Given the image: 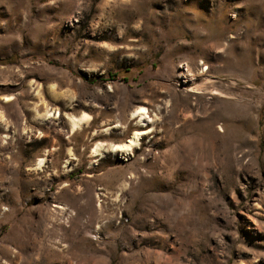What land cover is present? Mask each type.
Wrapping results in <instances>:
<instances>
[{
    "label": "rangeland",
    "instance_id": "374dc122",
    "mask_svg": "<svg viewBox=\"0 0 264 264\" xmlns=\"http://www.w3.org/2000/svg\"><path fill=\"white\" fill-rule=\"evenodd\" d=\"M0 264H264V0H0Z\"/></svg>",
    "mask_w": 264,
    "mask_h": 264
},
{
    "label": "bare ground",
    "instance_id": "6f19581e",
    "mask_svg": "<svg viewBox=\"0 0 264 264\" xmlns=\"http://www.w3.org/2000/svg\"><path fill=\"white\" fill-rule=\"evenodd\" d=\"M186 64L180 65V67L183 69L182 72L184 73H188L189 70L186 68ZM192 79V78H191ZM205 80V79H204ZM192 81V80H189ZM204 82V81H203ZM143 109V111H141ZM147 109L144 106H137L135 107L132 112H131V116L134 118H137L136 124L138 126H144L146 124V121L151 122L152 118H150V115H147ZM46 116H53L56 117L58 116V112L55 115V111L54 112H46ZM67 118L69 120V124H70V132L75 131L76 129L81 128V125L84 123H87L88 121L91 120V115H89L88 113H82L81 115H67ZM105 131H108V128H105ZM147 133V132H143L142 130H135L131 137L123 143H111L109 144L108 149L110 151H120L123 153H129L133 147H136L139 143V138L140 135ZM138 147V146H137ZM102 151H101V144L98 143L96 144L94 147H92V149L90 150V155L91 156H97V155H101ZM43 161V158L39 159V164Z\"/></svg>",
    "mask_w": 264,
    "mask_h": 264
},
{
    "label": "snow or ice",
    "instance_id": "6c2138e0",
    "mask_svg": "<svg viewBox=\"0 0 264 264\" xmlns=\"http://www.w3.org/2000/svg\"><path fill=\"white\" fill-rule=\"evenodd\" d=\"M141 111H143V109Z\"/></svg>",
    "mask_w": 264,
    "mask_h": 264
}]
</instances>
